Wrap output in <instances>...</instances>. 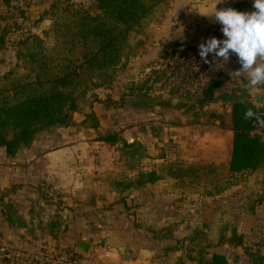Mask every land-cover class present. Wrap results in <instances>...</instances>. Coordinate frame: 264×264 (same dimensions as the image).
<instances>
[{
  "label": "rangeland",
  "instance_id": "374dc122",
  "mask_svg": "<svg viewBox=\"0 0 264 264\" xmlns=\"http://www.w3.org/2000/svg\"><path fill=\"white\" fill-rule=\"evenodd\" d=\"M237 1L245 3L244 12L255 10L252 0H217L215 4L218 3L217 10L234 9ZM79 8L91 15L99 13L95 0H13L0 4V27L10 29L0 49V102L10 79L29 73L28 66L16 58L17 47L22 46L23 39L40 35L47 46H53L55 19ZM184 9H178L169 19L161 18L163 13L158 14V22L151 25L147 31L149 37L140 44L135 42L142 36L133 34L132 46L126 49L121 62L99 81L101 86L88 89L84 101L78 98L81 113L74 115L76 125L44 135L33 143L38 145L32 150L24 148L13 156H7L0 148V193L11 191L14 195L6 199L12 200L19 209L11 213L12 223L17 225L14 229L21 238L28 240L27 251L49 245L51 240L45 238L65 231L63 226L67 227L69 220L93 215L99 226L91 223L99 240L94 254L89 256L91 262H102L103 250L109 247H114L119 258L123 256L124 246L130 255L131 243L118 241V236L128 232L134 238L139 229H145L150 236L151 227L147 226L145 217L153 219L156 205L141 211L144 201L154 198L148 190H143L152 184L129 183L140 172L154 170L162 176L157 181L163 193L160 200L172 205L168 206L171 211L160 206L155 213L163 209L162 214L171 215L168 223L180 225L183 232L190 230V226L185 230L190 223L208 220L203 224L205 231L196 225L189 232V237L196 236L193 243L178 241L175 248L186 251L187 255L203 250L205 256L204 248L208 246V252L238 254L239 264H264V178L230 175L225 153L220 149L229 139L224 133L219 135L215 124L219 121L223 125L230 106L221 100L203 106L197 103L209 78L223 81L221 91L233 89L237 84L243 88L239 97L252 103L253 94L250 88H245L247 79L239 78V82L233 79L230 75L233 67L227 66L229 62L226 64L222 58L216 62L209 54L210 63H205L199 55L200 43L212 37L225 38L221 25L215 18L183 20ZM230 56L237 58L235 54ZM89 78L86 73L84 79ZM133 89L135 95L130 93ZM107 94L117 100L115 107L95 100ZM143 94L145 98L138 97ZM220 101L224 113H217ZM206 105L210 107L205 108ZM89 106L100 120L98 130L81 125L82 112L89 111ZM108 132L117 133L118 140L112 143L97 140ZM66 147H70L65 153L69 163L48 158L60 154ZM203 153L215 158L201 159ZM52 165L61 173L75 175V180L70 179L66 186L76 183L73 190L79 192L53 187L50 179H44L46 172L43 171H51ZM25 220V228H18ZM239 221H242L240 236L245 246L223 244L221 240L225 235L228 239L232 237ZM173 234L171 227L163 229L162 235ZM245 249L258 256H249Z\"/></svg>",
  "mask_w": 264,
  "mask_h": 264
},
{
  "label": "trees",
  "instance_id": "16d2710c",
  "mask_svg": "<svg viewBox=\"0 0 264 264\" xmlns=\"http://www.w3.org/2000/svg\"><path fill=\"white\" fill-rule=\"evenodd\" d=\"M95 1L99 10L96 15L79 8L55 19L53 46H47L40 35L32 34L23 39L22 46L17 47L16 58L28 66L29 73L23 77L14 76L2 90L0 148L7 156L30 148L44 135H53L60 128L76 125L74 115L81 113L78 98L80 102L84 101L88 89L101 86L99 81L121 62L126 49L132 46L133 34L142 36L136 45L149 37L147 31L158 22V14L163 13L161 18L165 16L172 0ZM245 9L244 2L235 3L234 10L244 12ZM9 32V27H0V49L4 47ZM86 73L90 77L88 80L84 79ZM207 82L197 103L203 106L213 100H221L230 106L227 112L229 128L233 131L228 162L230 175L264 171V126L255 119H244L248 108L264 119V105L256 106L250 99H241L239 93L243 88L237 84L233 89L221 91L223 81L220 78H209ZM134 91L130 93L135 95ZM138 97L145 98L146 95ZM95 100L107 102L106 106L110 108L117 104V100L108 94L103 99L95 97ZM82 115L81 125L85 129L100 128V120L92 108ZM97 140L112 143L118 140V136L108 132ZM158 179L160 175L154 170L140 172L129 185L140 186ZM12 212V208L4 212L9 225L13 224ZM221 241L223 244L245 246L243 238L235 233ZM208 248H204L205 253L210 254L208 260L203 258V250H198L196 256L188 254L189 260L199 264H229L225 254L208 252ZM246 251L251 257L258 256L256 252Z\"/></svg>",
  "mask_w": 264,
  "mask_h": 264
},
{
  "label": "crops",
  "instance_id": "0c3cea01",
  "mask_svg": "<svg viewBox=\"0 0 264 264\" xmlns=\"http://www.w3.org/2000/svg\"><path fill=\"white\" fill-rule=\"evenodd\" d=\"M8 1H13V0H0V4H4ZM33 1V0H32ZM217 0H172L171 1V6L169 8V11L165 14V17L167 19H169V17L171 15H173L174 12H176L178 9H182L183 7H185L184 9V13H183V17L182 19H205V20H211L212 18H214V16H211L214 12V10H217V6L218 3L215 4ZM164 17V18H165ZM185 17V18H184ZM181 19V18H180ZM181 19V20H182ZM180 20V21H181ZM165 25V23H164ZM231 61L232 65H231ZM238 61V58L234 57L231 58V56L229 57V60L227 62H229L227 64V66H232L233 69L231 71H237L241 69V65ZM225 72V70H223ZM239 78H244L246 79L245 76H241V77H236L233 75V79L236 82H239ZM236 85V84H235ZM252 89V88H250ZM257 91L259 93H264V85L261 86H257L256 87ZM254 99V96L253 98ZM223 102H219L220 105V109L217 110V113H221V112H225L223 110L222 107ZM205 108H208L210 106L206 105L204 106ZM221 111V112H220ZM226 111H229V108L226 109ZM226 117V116H225ZM75 118V117H74ZM215 124L216 126V130L219 131V135L221 136L222 133H224L225 135L228 136V141L225 142V146H221L220 149L223 150L222 152L225 153V164H227V168H228V162H229V158H230V152H231V147H232V136H233V131L229 128V124L230 121L226 118L223 121V125L219 124V121H216ZM61 129V128H60ZM179 135V134H178ZM177 135V136H178ZM178 142H181L180 140H178ZM35 143V142H34ZM38 144H33V146H31V150L32 148L36 147ZM70 147H66L63 152H61L60 154H56L55 156H48L49 159H56L54 161L59 162L60 163H69L68 156L65 154L66 152H69ZM211 153L214 152L212 151ZM218 153V152H217ZM210 157L215 158V156L210 155L209 153H203L201 156V159H210ZM199 159V158H197ZM55 166L52 165V170H44V179H50L53 182V187H65L66 189H71L73 191V193H77L79 191L77 190H73L76 187V183H73V186L71 185V187L67 188V183H70L69 180L71 179V182H73L75 180V175L72 176L70 173H61V170H55L56 168H54ZM156 172V171H155ZM157 174L160 175V178H162L161 174L156 172ZM240 175H245L248 177H252V176H256L259 175V179L264 178V171L261 172H251V173H243V174H238L237 176ZM235 176V175H234ZM61 178L66 179L65 181H63ZM161 179L156 180L153 183H146V184H152L150 185V187H144L143 190H148L150 193H152L154 195L153 200L151 201V197L148 198L147 201H144L143 203V207L140 209L145 210V209H149L152 205H156L153 208V219H146L145 217V221H147V226L150 225L151 227V231H150V236H148L146 233L145 229H139V233L137 234V237L131 238L130 234L128 232H126V234H124V232L122 234H120V236H118V241H124L123 243L126 242H130L131 243V248L133 249V251L129 254H127V250L124 246V253L122 258H119L117 256V254L114 252V247H109L108 249L103 250V254L105 255L104 260L102 262L99 261H94L95 264H199L196 261H191L188 258L187 252L184 251V253L186 252V255L183 253L182 249H178L174 247V244H176L178 241L179 242H185V243H192L194 242L192 240L193 237H189V232L193 231V229L196 227L198 228H203V224L204 223H208L206 221H208L207 219L203 218L202 221L203 223H198V224H194V223H190L189 225L185 226V230L187 229L188 226H190V230L188 232H183V228L178 225V224H169L168 221H171V215L170 219L169 217L165 214H162L163 209L166 210L167 208L169 210L166 211H171V207L169 208L168 206H172L171 202H162L161 197L163 196L162 190L158 189V182ZM145 184V185H146ZM142 186V185H141ZM235 187H237L235 185ZM140 188V187H139ZM34 190V188H33ZM37 190V189H35ZM81 191V189H80ZM9 196H14L11 191L9 192H1L0 193V243L6 244L12 248L19 247V248H15V249H23V250H27L29 249V243L28 240L22 239L21 235L17 233V231L14 229V227H16L17 225H9V223L7 222V220L5 219V210H7L8 206H11L13 210H17L18 207L17 205L10 199L9 203L8 200L6 199V197ZM157 197L159 198V200L157 199ZM2 199V201H1ZM5 202V203H4ZM7 203V204H6ZM11 203V204H10ZM41 205H44L43 203ZM160 206H163V209L161 211H158V214L160 213V215H158L157 213H155L156 208H159ZM175 206V205H173ZM190 206V205H189ZM29 208L31 209V207L29 206ZM203 208H206V206H203ZM190 209V207L188 208ZM19 210V209H18ZM22 210H20L19 212H21ZM165 211V212H166ZM205 211V210H204ZM150 215V213H149ZM83 216V215H82ZM90 219V220H89ZM113 219V218H112ZM24 221V220H23ZM91 221H93L94 224H96L97 226H99V224L97 223V218L96 216H89V218H87L86 216H84L83 218L80 217H76L75 219H71L69 220V222H67V227L64 229L65 231H60L57 233L56 236H50V237H46L45 239L51 240V243H55V242H60L62 243L64 246H66L68 249H71L73 251H75V244L82 240V239H90L91 243H92V250H91V254H94L95 251V243L99 240V236L97 234V232H95V230L93 229L92 223ZM114 221V220H112ZM144 221V220H143ZM27 221L25 220V222L22 223L21 226H18V228H25ZM66 223V222H64ZM221 223V222H220ZM236 221H234V225H235ZM115 224V223H114ZM241 224L242 221H239L237 223V229L233 231L234 233H236L237 235H241L240 231H241ZM199 225V226H198ZM166 227L172 229V231L174 232L173 236L168 237L167 235H162L163 234V229H165ZM64 228V226H63ZM178 229H181L180 231ZM203 230L205 231V229L203 228ZM143 231V232H141ZM65 233L64 236H60L61 234ZM68 234V235H66ZM135 234V235H136ZM126 235V236H125ZM242 236V235H241ZM229 237V236H228ZM226 235L224 236V238H228ZM243 238V237H242ZM44 239V240H45ZM12 243V244H11ZM126 245V244H125ZM240 247V246H239ZM38 250V249H37ZM203 254V258L208 260L210 258V254L209 253H205L204 256V252ZM191 256H196L197 253H191ZM91 258V257H90ZM89 258V259H90ZM185 260V261H184ZM92 261V260H91ZM184 261V263H183ZM105 262V263H103Z\"/></svg>",
  "mask_w": 264,
  "mask_h": 264
},
{
  "label": "clouds",
  "instance_id": "9594fccd",
  "mask_svg": "<svg viewBox=\"0 0 264 264\" xmlns=\"http://www.w3.org/2000/svg\"><path fill=\"white\" fill-rule=\"evenodd\" d=\"M255 9L252 12H239L233 8L214 10L215 22L221 25L223 40L209 38L199 44V55L205 63L209 54L217 61L229 60L235 54L242 66L240 70L230 73L231 76H245V88H256L264 85V0H252ZM245 120L255 119L264 126V119L248 108L244 113Z\"/></svg>",
  "mask_w": 264,
  "mask_h": 264
},
{
  "label": "built area",
  "instance_id": "2783aa9c",
  "mask_svg": "<svg viewBox=\"0 0 264 264\" xmlns=\"http://www.w3.org/2000/svg\"><path fill=\"white\" fill-rule=\"evenodd\" d=\"M0 264H94L60 242L36 251L19 250L0 243Z\"/></svg>",
  "mask_w": 264,
  "mask_h": 264
},
{
  "label": "water",
  "instance_id": "95a60500",
  "mask_svg": "<svg viewBox=\"0 0 264 264\" xmlns=\"http://www.w3.org/2000/svg\"><path fill=\"white\" fill-rule=\"evenodd\" d=\"M253 96V104L256 106L264 105V93H259L256 88H252L250 91ZM92 250V243L90 239H82L75 244V252L81 255L85 259H89ZM228 260H232L234 264H239L241 260L238 254L227 253Z\"/></svg>",
  "mask_w": 264,
  "mask_h": 264
}]
</instances>
